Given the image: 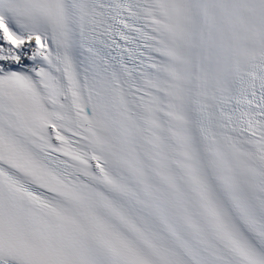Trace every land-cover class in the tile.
<instances>
[{
  "label": "snow or ice",
  "instance_id": "snow-or-ice-1",
  "mask_svg": "<svg viewBox=\"0 0 264 264\" xmlns=\"http://www.w3.org/2000/svg\"><path fill=\"white\" fill-rule=\"evenodd\" d=\"M0 264H264V0H0Z\"/></svg>",
  "mask_w": 264,
  "mask_h": 264
}]
</instances>
